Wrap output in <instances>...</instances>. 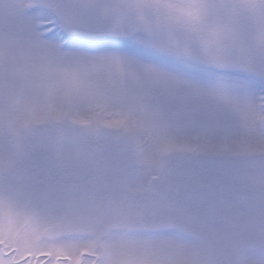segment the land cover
Listing matches in <instances>:
<instances>
[{"label":"snow or ice","instance_id":"obj_1","mask_svg":"<svg viewBox=\"0 0 264 264\" xmlns=\"http://www.w3.org/2000/svg\"><path fill=\"white\" fill-rule=\"evenodd\" d=\"M0 264H264V0H0Z\"/></svg>","mask_w":264,"mask_h":264}]
</instances>
